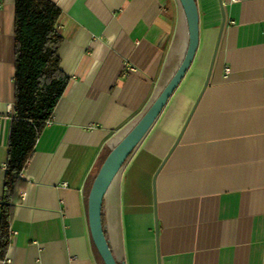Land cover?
Masks as SVG:
<instances>
[{
  "label": "crops",
  "instance_id": "0c3cea01",
  "mask_svg": "<svg viewBox=\"0 0 264 264\" xmlns=\"http://www.w3.org/2000/svg\"><path fill=\"white\" fill-rule=\"evenodd\" d=\"M51 1L62 11L59 56L70 82L21 174L5 257L104 264L89 224L95 172L175 74L188 23L179 0ZM222 1L214 67L180 141L172 150L208 75L219 0H196L194 61L105 194L102 221L119 264H264V0ZM14 20L15 0H0V216Z\"/></svg>",
  "mask_w": 264,
  "mask_h": 264
},
{
  "label": "trees",
  "instance_id": "16d2710c",
  "mask_svg": "<svg viewBox=\"0 0 264 264\" xmlns=\"http://www.w3.org/2000/svg\"><path fill=\"white\" fill-rule=\"evenodd\" d=\"M62 11L51 0H15V97L0 216V259L10 243L13 202L40 133L52 119L70 79L61 69ZM111 151L102 158L94 179ZM93 179V180H94Z\"/></svg>",
  "mask_w": 264,
  "mask_h": 264
},
{
  "label": "water",
  "instance_id": "95a60500",
  "mask_svg": "<svg viewBox=\"0 0 264 264\" xmlns=\"http://www.w3.org/2000/svg\"><path fill=\"white\" fill-rule=\"evenodd\" d=\"M185 15L186 20L188 23V31H189V41L187 50L185 53V56L179 65L178 69L176 70L175 74L172 75V78L170 81L166 84L161 93L158 95V97L152 102L151 106L148 108V110L144 113V115L140 118V120L137 122V124L121 139V141L116 144V146L111 150L109 155L107 156V159H105L104 163L102 164L98 174L96 175L91 190L89 194L88 200V209H89V224H90V230L93 242L95 244V247L98 251V254H100L104 264H119L112 253L110 243L105 235L104 225L102 221V212H103V201L105 194L113 182L114 178L117 176V174L120 172L121 168L127 161L128 157L132 154V152L135 150V148L139 145L144 138V136L147 134L149 129L152 127V125L155 123L156 119L166 106L167 102L175 92V90L178 88L180 83L182 82L183 78L185 77L186 73L190 69L195 55L198 50L199 41H200V25H199V11L198 6L196 3V0H179ZM222 15H223V21L219 30L218 38L216 41L213 57L211 60V64L209 67L208 75L205 81V84L191 111L189 114V117L185 123V126L178 137L177 141H175V145L172 148V150L175 148V146L180 141V138L197 106L199 103L206 87L208 86L210 76L214 67V63L216 60V56L218 53V49L220 45V41L223 35V31L225 29L226 24V13L225 8L222 0H219ZM171 150V151H172ZM163 165L159 168L157 171V174L160 172ZM156 174V176H157ZM159 236L158 233V226L156 225V238ZM158 241V238H157ZM158 260L160 262L159 258V251H158Z\"/></svg>",
  "mask_w": 264,
  "mask_h": 264
},
{
  "label": "built area",
  "instance_id": "2783aa9c",
  "mask_svg": "<svg viewBox=\"0 0 264 264\" xmlns=\"http://www.w3.org/2000/svg\"><path fill=\"white\" fill-rule=\"evenodd\" d=\"M10 263H11V260L8 257H4V258L0 259V264H10Z\"/></svg>",
  "mask_w": 264,
  "mask_h": 264
}]
</instances>
